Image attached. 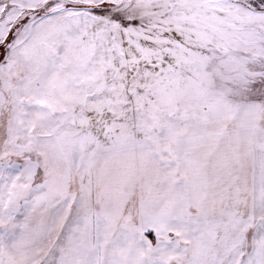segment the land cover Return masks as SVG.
Returning a JSON list of instances; mask_svg holds the SVG:
<instances>
[{
	"label": "snow or ice",
	"instance_id": "obj_1",
	"mask_svg": "<svg viewBox=\"0 0 264 264\" xmlns=\"http://www.w3.org/2000/svg\"><path fill=\"white\" fill-rule=\"evenodd\" d=\"M0 264H264V0H0Z\"/></svg>",
	"mask_w": 264,
	"mask_h": 264
}]
</instances>
